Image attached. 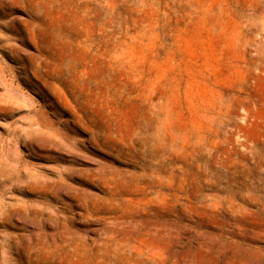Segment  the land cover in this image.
Masks as SVG:
<instances>
[{
    "label": "rangeland",
    "instance_id": "rangeland-1",
    "mask_svg": "<svg viewBox=\"0 0 264 264\" xmlns=\"http://www.w3.org/2000/svg\"><path fill=\"white\" fill-rule=\"evenodd\" d=\"M65 1L0 0V264H264V0Z\"/></svg>",
    "mask_w": 264,
    "mask_h": 264
},
{
    "label": "bare ground",
    "instance_id": "bare-ground-1",
    "mask_svg": "<svg viewBox=\"0 0 264 264\" xmlns=\"http://www.w3.org/2000/svg\"><path fill=\"white\" fill-rule=\"evenodd\" d=\"M63 6L76 21L85 22L89 28L110 29L112 16L116 12L117 18L124 15L132 23L148 24L149 27L142 30L147 32L149 29V34L173 30L177 25L174 21L183 22L191 18L202 24L207 17L206 0H67Z\"/></svg>",
    "mask_w": 264,
    "mask_h": 264
}]
</instances>
